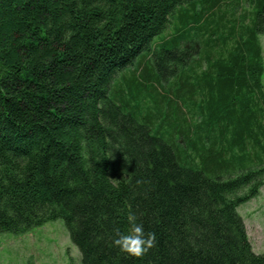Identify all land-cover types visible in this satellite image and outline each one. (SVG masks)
<instances>
[{
	"label": "trees",
	"instance_id": "1",
	"mask_svg": "<svg viewBox=\"0 0 264 264\" xmlns=\"http://www.w3.org/2000/svg\"><path fill=\"white\" fill-rule=\"evenodd\" d=\"M264 0H0V234L61 220L82 264H264ZM155 232L121 252L130 215Z\"/></svg>",
	"mask_w": 264,
	"mask_h": 264
},
{
	"label": "rangeland",
	"instance_id": "2",
	"mask_svg": "<svg viewBox=\"0 0 264 264\" xmlns=\"http://www.w3.org/2000/svg\"><path fill=\"white\" fill-rule=\"evenodd\" d=\"M264 63V38L260 37ZM264 85V73L262 76ZM256 254H264V186L237 208ZM0 264H82L61 220L48 222L24 235L0 234Z\"/></svg>",
	"mask_w": 264,
	"mask_h": 264
},
{
	"label": "clouds",
	"instance_id": "3",
	"mask_svg": "<svg viewBox=\"0 0 264 264\" xmlns=\"http://www.w3.org/2000/svg\"><path fill=\"white\" fill-rule=\"evenodd\" d=\"M130 230L128 232H121L116 230V235L112 243L118 249L132 257H142L149 250H151L156 242L155 232H147L142 222H137L135 214L130 215Z\"/></svg>",
	"mask_w": 264,
	"mask_h": 264
}]
</instances>
